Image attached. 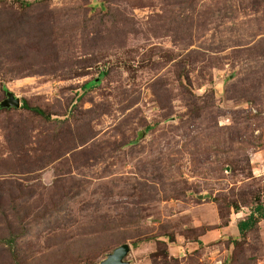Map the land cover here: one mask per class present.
Here are the masks:
<instances>
[{
  "label": "rangeland",
  "instance_id": "rangeland-1",
  "mask_svg": "<svg viewBox=\"0 0 264 264\" xmlns=\"http://www.w3.org/2000/svg\"><path fill=\"white\" fill-rule=\"evenodd\" d=\"M4 89L0 264H264V0H0Z\"/></svg>",
  "mask_w": 264,
  "mask_h": 264
},
{
  "label": "trees",
  "instance_id": "trees-1",
  "mask_svg": "<svg viewBox=\"0 0 264 264\" xmlns=\"http://www.w3.org/2000/svg\"><path fill=\"white\" fill-rule=\"evenodd\" d=\"M101 77L107 75L106 72H102L101 73ZM100 80L98 79L96 82L98 83ZM95 83V81L93 82V84ZM4 93L6 94L7 93V90L4 89ZM1 108V107H0ZM23 108L25 109H28V110H31V111H35L36 113H39V114H43L42 110L38 107H31L29 106L25 101H24V104H23ZM258 218H261L264 220V205L262 203H258L254 209V211H252L246 219L244 220H241L238 222V230L241 234H244L246 232H248L249 230H251L255 223L257 222V219ZM119 243L121 242H124L122 241L121 239H118ZM122 244H125V243H122ZM120 244V245H122ZM134 246H137V242H134L133 243ZM109 246H101V250L102 252H100V250H97V252L95 253V255L93 256L92 260H89V259H86L84 260L85 264H95L94 262L97 260V258L99 257L100 254L102 253H106L107 250H108ZM162 255L163 252H162ZM155 257V256H154ZM164 259L166 260V257H164ZM165 264H168L167 261H165Z\"/></svg>",
  "mask_w": 264,
  "mask_h": 264
},
{
  "label": "water",
  "instance_id": "water-1",
  "mask_svg": "<svg viewBox=\"0 0 264 264\" xmlns=\"http://www.w3.org/2000/svg\"><path fill=\"white\" fill-rule=\"evenodd\" d=\"M20 100L14 97L13 94L7 93V98L0 104V107H20ZM130 252L129 244L125 243L113 250L110 254L107 255L99 264H129L126 261V257Z\"/></svg>",
  "mask_w": 264,
  "mask_h": 264
}]
</instances>
